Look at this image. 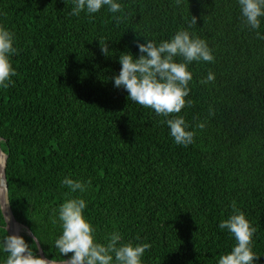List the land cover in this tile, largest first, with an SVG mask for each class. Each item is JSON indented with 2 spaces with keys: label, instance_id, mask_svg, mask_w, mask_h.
<instances>
[{
  "label": "trees",
  "instance_id": "trees-1",
  "mask_svg": "<svg viewBox=\"0 0 264 264\" xmlns=\"http://www.w3.org/2000/svg\"><path fill=\"white\" fill-rule=\"evenodd\" d=\"M115 2L122 12L103 6L72 16L73 0H0V25L18 49L13 84L0 88V151L19 235L34 255L67 259L55 247L62 229L53 209L78 197L97 242L118 231L124 243L151 245L142 264H218L236 243L218 227L235 202L257 229L252 251L264 264V39L256 35H264V17L250 30L238 0ZM181 29L206 41L214 62L188 64L185 99L193 104L166 118L128 100L112 77L121 53L138 58L137 41L158 45ZM209 71L214 82L201 84ZM177 115L195 131L187 147L162 123ZM66 176L91 186L70 193ZM6 256L0 251V264Z\"/></svg>",
  "mask_w": 264,
  "mask_h": 264
},
{
  "label": "clouds",
  "instance_id": "clouds-1",
  "mask_svg": "<svg viewBox=\"0 0 264 264\" xmlns=\"http://www.w3.org/2000/svg\"><path fill=\"white\" fill-rule=\"evenodd\" d=\"M182 0H176L177 6ZM74 7L69 15L78 16L81 11L88 14L98 12L103 6H107L109 12H122L123 8L115 0H73ZM244 25L250 30H258L261 17H264V0H238ZM188 20V28H194L197 17L191 15ZM119 21L120 17H115ZM256 35L264 39L259 31ZM15 36L4 26L0 25V88L7 89L13 84L12 77L17 75L12 67L10 56L18 54L14 47ZM101 53L110 55L106 41H99ZM140 55L134 58L130 52H123L119 56L121 65L118 75L112 77L114 87L127 91L128 100L151 108L158 116L169 117L178 114L185 107H191L192 100H186L190 89L189 82L192 73L188 70V64L193 61L214 62V56L206 41L190 35L189 31L181 29L169 40L161 41L158 45L152 40L144 43L137 41ZM181 58L177 62L174 58ZM215 76L209 71L208 75L201 79V84L214 82ZM214 110L209 108V116L214 115ZM166 123L170 129V136L178 145L187 147L194 142L195 131L187 130L189 125L183 116L169 118ZM205 124L198 122L196 128L203 129ZM62 186H67L70 193H84L91 186V182L74 180L64 177ZM66 195H68L66 193ZM10 200L6 191L0 193V214L3 215L6 225L8 217L4 215L5 205ZM86 202L82 198H68L62 202L58 209H53L56 214L53 223L60 222L61 235L55 240V247L64 259V264H142V256L150 249L149 243L133 244L131 241L124 243L123 237L118 231L109 233L106 243L97 242L96 229L83 215ZM232 214L221 220L218 227L227 229L234 237L236 243L230 252L220 256L218 264H255L258 259L252 251V237L257 231L246 219L243 212L232 203ZM8 232V227H6ZM33 236V243H36ZM0 251L7 253L4 264H55L47 258L34 255L33 248L18 232L7 234L0 239ZM69 254H71L69 256Z\"/></svg>",
  "mask_w": 264,
  "mask_h": 264
},
{
  "label": "water",
  "instance_id": "water-1",
  "mask_svg": "<svg viewBox=\"0 0 264 264\" xmlns=\"http://www.w3.org/2000/svg\"><path fill=\"white\" fill-rule=\"evenodd\" d=\"M3 154V153H2ZM4 164H5V156L3 154V163H2V174L0 175V193H3L6 191V194H7V188H6V182H5V178H4V174H3V169H4ZM8 198V197H7ZM2 215V214H1ZM4 215H6L9 219H8V224L6 225L5 221H4V218H3V215H2V218H3V221H4V228L6 229V227H8V232L7 234H13L12 233V224L13 222L17 223L14 218L12 217V214H11V211H10V207H9V203L5 205V212H4ZM19 224V223H17ZM20 225V224H19ZM22 226V225H20ZM37 253L40 257H43V255L41 254L40 250H37ZM44 258V257H43ZM55 263H59V262H64L63 261H54Z\"/></svg>",
  "mask_w": 264,
  "mask_h": 264
},
{
  "label": "bare ground",
  "instance_id": "bare-ground-1",
  "mask_svg": "<svg viewBox=\"0 0 264 264\" xmlns=\"http://www.w3.org/2000/svg\"><path fill=\"white\" fill-rule=\"evenodd\" d=\"M2 163H3V154L0 151V175L2 174ZM11 229H12V233L18 232V234H20L21 228H20L19 224L13 222ZM55 264H64V262H59V263H55Z\"/></svg>",
  "mask_w": 264,
  "mask_h": 264
},
{
  "label": "rangeland",
  "instance_id": "rangeland-1",
  "mask_svg": "<svg viewBox=\"0 0 264 264\" xmlns=\"http://www.w3.org/2000/svg\"><path fill=\"white\" fill-rule=\"evenodd\" d=\"M21 230H24V228L22 226H20ZM25 231V230H24Z\"/></svg>",
  "mask_w": 264,
  "mask_h": 264
}]
</instances>
